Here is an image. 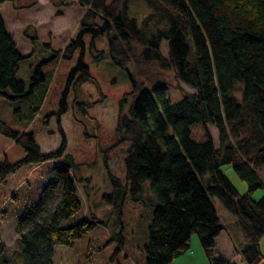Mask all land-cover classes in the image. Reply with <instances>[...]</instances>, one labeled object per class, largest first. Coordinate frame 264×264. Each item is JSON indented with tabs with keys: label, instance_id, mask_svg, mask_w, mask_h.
<instances>
[{
	"label": "trees",
	"instance_id": "1",
	"mask_svg": "<svg viewBox=\"0 0 264 264\" xmlns=\"http://www.w3.org/2000/svg\"><path fill=\"white\" fill-rule=\"evenodd\" d=\"M15 1L0 0V5ZM80 4L86 12L69 44L63 49L51 42L39 45L51 49L52 56L37 67L30 86L19 73L23 62L34 56L38 39L32 38L33 52L23 54L0 10V100L14 107L24 102L29 120L35 119L40 105L29 102L46 82L42 64L72 60L79 52L69 83L96 84L86 63V38H92L91 47L100 57L105 52L97 48V40L106 37L112 62L127 71L131 90L120 100L117 126L121 143L128 144L125 181L113 173L106 155L111 191L102 201L122 213L128 197L135 202H145L149 192L156 197L145 247L147 264H172L191 249L195 234L209 264H227L231 259L216 254L217 238L225 229L213 202L219 197L247 237L235 252L245 264H263L264 196L256 199L254 193L264 189V0H80ZM136 5L148 13L133 14ZM165 41L167 55L162 49ZM170 76L195 92L174 101L167 94ZM67 107L64 98L60 115ZM60 131L59 150L44 152L34 132L17 130L0 119V133L26 153L16 162L0 161V183L26 165L64 158L38 202L18 219L23 264H53L55 245H72L105 224L93 214L64 226L83 209L76 177L83 164L67 153L61 124ZM226 165L247 181L246 193L225 174Z\"/></svg>",
	"mask_w": 264,
	"mask_h": 264
},
{
	"label": "rangeland",
	"instance_id": "2",
	"mask_svg": "<svg viewBox=\"0 0 264 264\" xmlns=\"http://www.w3.org/2000/svg\"><path fill=\"white\" fill-rule=\"evenodd\" d=\"M132 9L133 14L139 17L148 13L141 5ZM3 12L9 32L14 34L23 54L30 55L35 48L32 38L38 39L34 56L23 62L19 73L30 86L35 82L32 76L37 67L52 56L51 49L39 45L51 42L56 49L65 48L77 35L86 8L80 0H16L14 4L3 6ZM13 20L16 22L13 23ZM86 43V63L91 67L96 84L69 83L70 71L77 64L80 52L72 60H51L42 64L46 82L40 85L29 102V105H40L39 115L29 120V107H24V102L14 107L0 100V119L17 130L34 132L44 152H55L61 147V124L68 142L67 153L77 163L83 164L76 175L83 209L64 221V226H71L93 214L105 221L72 245H55L53 264H147L145 247L158 202L156 197L152 192H149L150 198L145 202H135L128 197L122 213L112 210L102 201L103 195L111 191V181L104 165L106 155L113 173L125 181L124 162L128 144L127 141L121 143L123 136L117 132V126L122 111L120 100L131 90V82L127 71L112 62L106 37L97 40V48L105 52L100 57L91 47L90 36L86 38ZM162 49L167 55L168 42L163 43ZM168 82L167 94L174 101L181 99L185 93L195 92L192 87L171 76ZM64 98L68 111L60 115ZM124 112L128 113L127 107ZM211 129L218 141L217 128L213 126ZM116 143H119L116 149L107 152ZM25 154L22 146L0 133V161L8 159L16 162ZM63 160L26 165L0 183V239L4 244L0 250V264H23L18 219L28 207L38 202L44 187L55 179L54 168ZM223 170L242 194L248 191L247 181L233 166L226 165ZM263 190H257L254 197L260 198ZM213 202L225 226L217 238L218 251L242 248L247 243V237L237 224V216L219 197H213ZM31 228L29 226L24 232ZM192 256L199 260L207 259L198 234L192 238L191 249L172 264H191ZM230 259L233 264H245L236 252Z\"/></svg>",
	"mask_w": 264,
	"mask_h": 264
},
{
	"label": "crops",
	"instance_id": "3",
	"mask_svg": "<svg viewBox=\"0 0 264 264\" xmlns=\"http://www.w3.org/2000/svg\"><path fill=\"white\" fill-rule=\"evenodd\" d=\"M16 2V1H15ZM10 4H14V2H9ZM8 2H5V3H3V4H1L0 5V10H1V13H2V15H3V17H4V12H3V6H5L6 4H9ZM14 18V17H13ZM5 19V18H4ZM14 22H16V20H13V23ZM5 23H6V26H7V28H8V24H7V22H6V20H5ZM8 31H9V28H8ZM10 33V32H9ZM12 33V32H11ZM12 35L14 36V34L12 33ZM14 38H15V36H14ZM16 40V39H15ZM16 42H17V44H18V41L16 40ZM262 176L264 177V173H262ZM263 192V193H262ZM261 193H262V196L260 197V198H262L263 196H264V190L263 191H261ZM255 198V197H254ZM260 198H256V199H260ZM261 245H262V249L264 250V238L262 239V242H261ZM231 251V253L230 254H228L229 252ZM229 252H226V251H224V250H221V251H218V243H217V241H216V254H217V256L218 257H220V258H222V259H225V260H230V257H231V255L235 252V251H233V250H230ZM193 258H191V261H190V263L191 264H209V260H207V259H205V261L204 260H199L198 258L196 259V257H194V256H192Z\"/></svg>",
	"mask_w": 264,
	"mask_h": 264
},
{
	"label": "built area",
	"instance_id": "4",
	"mask_svg": "<svg viewBox=\"0 0 264 264\" xmlns=\"http://www.w3.org/2000/svg\"><path fill=\"white\" fill-rule=\"evenodd\" d=\"M227 264H233V263H227Z\"/></svg>",
	"mask_w": 264,
	"mask_h": 264
}]
</instances>
